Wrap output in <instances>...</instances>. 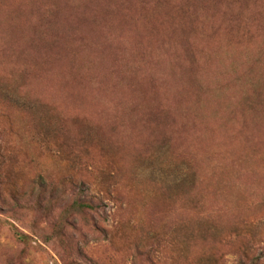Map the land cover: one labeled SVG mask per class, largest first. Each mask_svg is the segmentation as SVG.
I'll return each instance as SVG.
<instances>
[{
	"label": "rangeland",
	"instance_id": "1",
	"mask_svg": "<svg viewBox=\"0 0 264 264\" xmlns=\"http://www.w3.org/2000/svg\"><path fill=\"white\" fill-rule=\"evenodd\" d=\"M239 260L264 264V0H0V264Z\"/></svg>",
	"mask_w": 264,
	"mask_h": 264
},
{
	"label": "trees",
	"instance_id": "2",
	"mask_svg": "<svg viewBox=\"0 0 264 264\" xmlns=\"http://www.w3.org/2000/svg\"><path fill=\"white\" fill-rule=\"evenodd\" d=\"M81 196H82V194L79 195L78 198H77V203L76 204H78V207H84L85 206L90 211H93L94 207L92 206V202L91 201H86ZM13 235L15 237L16 242L21 243L23 245L26 243V239H27L26 235H24V234H22V233H20V232H18L16 230L13 232ZM242 257H244L245 260L246 259L248 260V257H247L246 254H243ZM237 264H244L243 260H239V262Z\"/></svg>",
	"mask_w": 264,
	"mask_h": 264
}]
</instances>
